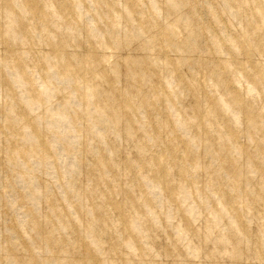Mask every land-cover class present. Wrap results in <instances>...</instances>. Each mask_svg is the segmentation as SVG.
Returning a JSON list of instances; mask_svg holds the SVG:
<instances>
[{
	"label": "rangeland",
	"instance_id": "rangeland-1",
	"mask_svg": "<svg viewBox=\"0 0 264 264\" xmlns=\"http://www.w3.org/2000/svg\"><path fill=\"white\" fill-rule=\"evenodd\" d=\"M0 264H264V0H0Z\"/></svg>",
	"mask_w": 264,
	"mask_h": 264
}]
</instances>
